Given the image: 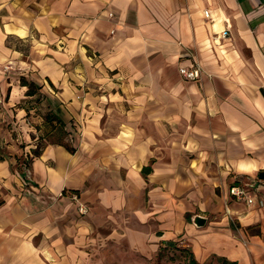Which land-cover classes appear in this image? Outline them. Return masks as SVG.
Wrapping results in <instances>:
<instances>
[{"label": "crops", "instance_id": "0c3cea01", "mask_svg": "<svg viewBox=\"0 0 264 264\" xmlns=\"http://www.w3.org/2000/svg\"><path fill=\"white\" fill-rule=\"evenodd\" d=\"M21 77L64 123L36 155ZM175 243L264 264V0H0V264H156Z\"/></svg>", "mask_w": 264, "mask_h": 264}, {"label": "rangeland", "instance_id": "374dc122", "mask_svg": "<svg viewBox=\"0 0 264 264\" xmlns=\"http://www.w3.org/2000/svg\"><path fill=\"white\" fill-rule=\"evenodd\" d=\"M33 89L35 91L34 95L31 96V98L25 99L26 100L25 106H27L28 108L30 107L32 108V113H31L32 115L29 114L28 117L30 126L32 127V132H31L32 134L30 135L29 138L30 140H26V142H22L21 146L22 147L25 146L26 145L25 143H28V145L32 144L34 145V147L29 149H31V151L33 150L38 151L42 148V146H44L48 142L55 140L56 139L55 133L60 134L61 129L57 121L52 122V119H50L51 113L53 112V105L51 103V100H49L47 94H45V92L39 91V88L35 89L33 87ZM35 99H37V101ZM36 115L38 117H35ZM41 116L44 119V125L43 127L40 128L41 129L40 131L39 130L37 131L35 129L34 121H37V119L41 118ZM41 121L42 120L39 119L38 122L36 123L38 124V128H39V123ZM15 137L16 135H14L13 138ZM42 138H44V141L42 140ZM59 138H61V136H59ZM237 200H243V199H237ZM176 244L177 243L171 246H166L161 248V250L157 254V257L159 260H164L165 262L164 263L159 262L156 264H190L189 257L187 254V248L182 247L181 244H179L178 246Z\"/></svg>", "mask_w": 264, "mask_h": 264}, {"label": "built area", "instance_id": "2783aa9c", "mask_svg": "<svg viewBox=\"0 0 264 264\" xmlns=\"http://www.w3.org/2000/svg\"><path fill=\"white\" fill-rule=\"evenodd\" d=\"M205 17L209 16L208 11H204ZM223 34H226V32H223ZM178 72L184 79L188 80H197L201 77V68L197 62H193L190 66H181L178 68ZM247 189L239 184L232 185L229 188V193L236 199H243L246 203L251 204L253 203V199L247 195ZM260 204L262 202L260 201ZM78 209L81 213L86 212V207L83 205H79Z\"/></svg>", "mask_w": 264, "mask_h": 264}, {"label": "trees", "instance_id": "16d2710c", "mask_svg": "<svg viewBox=\"0 0 264 264\" xmlns=\"http://www.w3.org/2000/svg\"><path fill=\"white\" fill-rule=\"evenodd\" d=\"M20 82H21L22 85H27V86H28V89H27V91H26V95H27V96H33L34 93H35L33 87H34L35 89L37 88V87H35V84H34L32 81L28 82L24 77H21V78H20ZM46 119H48V118H46ZM50 119H52V122H56V121H57V122L59 123L60 129H61L60 134L55 133L56 139H55V140H52L51 142L60 144L61 142H63V141H62V137H63L64 123H63L62 120L59 119L57 116L53 115V113H51V117H50ZM54 126H55V125H54ZM53 130H54V128H53ZM53 132H54V131H53ZM55 132H56V131H55ZM59 136H61V138H59ZM70 149L73 150L72 148H70ZM33 151H34L33 154H35V155L38 154V152H39V151H37V150H33ZM189 263H190V264H198V263H196V262H195L194 260H192V259L189 261ZM222 264H235V263H233V262H229V261H226V260H222Z\"/></svg>", "mask_w": 264, "mask_h": 264}, {"label": "water", "instance_id": "95a60500", "mask_svg": "<svg viewBox=\"0 0 264 264\" xmlns=\"http://www.w3.org/2000/svg\"><path fill=\"white\" fill-rule=\"evenodd\" d=\"M197 221H198V223H200V224L202 225V224H203V222H204V219H203V218H201V217H198Z\"/></svg>", "mask_w": 264, "mask_h": 264}]
</instances>
